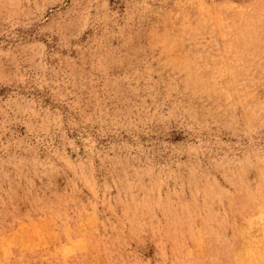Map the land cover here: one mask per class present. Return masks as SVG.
Wrapping results in <instances>:
<instances>
[{
  "label": "rangeland",
  "instance_id": "rangeland-1",
  "mask_svg": "<svg viewBox=\"0 0 264 264\" xmlns=\"http://www.w3.org/2000/svg\"><path fill=\"white\" fill-rule=\"evenodd\" d=\"M0 264H264V0H0Z\"/></svg>",
  "mask_w": 264,
  "mask_h": 264
}]
</instances>
